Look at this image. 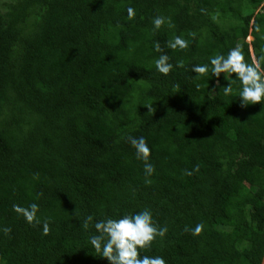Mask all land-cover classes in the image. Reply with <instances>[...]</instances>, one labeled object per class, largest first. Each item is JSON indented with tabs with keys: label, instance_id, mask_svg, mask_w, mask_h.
I'll list each match as a JSON object with an SVG mask.
<instances>
[{
	"label": "trees",
	"instance_id": "obj_1",
	"mask_svg": "<svg viewBox=\"0 0 264 264\" xmlns=\"http://www.w3.org/2000/svg\"><path fill=\"white\" fill-rule=\"evenodd\" d=\"M0 2V264H109L94 223L145 209L167 232L141 256L264 264V111L191 70L239 46L264 71V0ZM32 203V223L13 211Z\"/></svg>",
	"mask_w": 264,
	"mask_h": 264
},
{
	"label": "clouds",
	"instance_id": "obj_2",
	"mask_svg": "<svg viewBox=\"0 0 264 264\" xmlns=\"http://www.w3.org/2000/svg\"><path fill=\"white\" fill-rule=\"evenodd\" d=\"M128 16L134 15V10L129 8ZM165 23V18L157 16L152 20L154 29L158 30ZM172 49L187 47V41L180 36L174 37L169 42ZM156 51H160L159 44L156 45ZM264 60V57L261 58ZM156 70L167 75L172 70V64L169 63L167 55H160L154 61ZM182 66V65H180ZM192 72L199 79L211 72L213 77L217 78L219 86V77L222 74L227 84L220 88L225 97L236 95L241 107L249 105H261L264 111V71H261L258 63H248L245 60L243 51L239 46L228 51L227 55L216 54L209 57L208 63L197 64L192 67ZM234 74V81H229L228 76ZM238 81V87L234 89L233 83ZM150 110L152 107H148ZM128 142L135 151V157L144 163V172L150 176L153 171V165L149 162L150 148L144 137H128ZM191 175V172H187ZM39 206L36 203L30 204L27 208L20 205H13V211L21 214L25 220L32 223L37 218ZM91 221L92 217H88ZM86 226V225H85ZM95 234L89 236L88 243L95 251L99 252L109 264H166L162 256L140 255L142 249L149 248L152 241L157 236H164L167 228L157 227L153 222L152 213L145 209L134 214H126L121 218H104L94 223ZM204 229L202 223H197L191 229L193 236H199ZM185 231H189L186 227ZM10 228H4L3 232L7 234ZM49 233V225L43 223V234Z\"/></svg>",
	"mask_w": 264,
	"mask_h": 264
},
{
	"label": "rangeland",
	"instance_id": "obj_3",
	"mask_svg": "<svg viewBox=\"0 0 264 264\" xmlns=\"http://www.w3.org/2000/svg\"><path fill=\"white\" fill-rule=\"evenodd\" d=\"M1 4H2V3L0 2V5H1ZM251 41H252V39H249V40H248V43H250Z\"/></svg>",
	"mask_w": 264,
	"mask_h": 264
}]
</instances>
